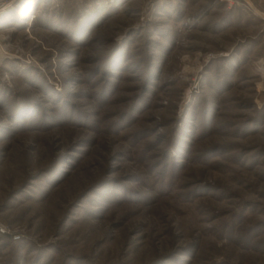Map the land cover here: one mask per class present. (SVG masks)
<instances>
[{
    "label": "rangeland",
    "instance_id": "rangeland-1",
    "mask_svg": "<svg viewBox=\"0 0 264 264\" xmlns=\"http://www.w3.org/2000/svg\"><path fill=\"white\" fill-rule=\"evenodd\" d=\"M230 1L0 11V264H264V0Z\"/></svg>",
    "mask_w": 264,
    "mask_h": 264
},
{
    "label": "built area",
    "instance_id": "built-area-1",
    "mask_svg": "<svg viewBox=\"0 0 264 264\" xmlns=\"http://www.w3.org/2000/svg\"><path fill=\"white\" fill-rule=\"evenodd\" d=\"M13 1L15 0H0V11L2 9H4V7L8 6L9 4H11ZM227 4H231V1L230 0H221ZM0 235L1 236H10L12 238V240L14 241H18L19 240V235L17 232L15 231H11V230H8L7 228H5L2 223H0Z\"/></svg>",
    "mask_w": 264,
    "mask_h": 264
},
{
    "label": "trees",
    "instance_id": "trees-1",
    "mask_svg": "<svg viewBox=\"0 0 264 264\" xmlns=\"http://www.w3.org/2000/svg\"><path fill=\"white\" fill-rule=\"evenodd\" d=\"M25 2H26V0H25ZM23 4H24V2H23V1L21 2V1H20V2H18V3L15 4V7H16V8H17V7H20V8H21V7H23ZM15 7H14V9H16ZM14 9H13V11H14ZM9 16H10V17H14V19H15V17L17 18L18 15H17L16 13H12V12H11V14H10ZM9 16H8V17H9ZM0 238H2V239H6V237H3V236H0Z\"/></svg>",
    "mask_w": 264,
    "mask_h": 264
}]
</instances>
